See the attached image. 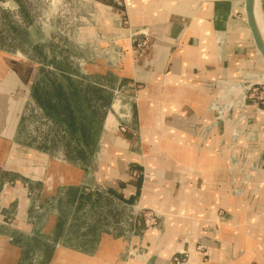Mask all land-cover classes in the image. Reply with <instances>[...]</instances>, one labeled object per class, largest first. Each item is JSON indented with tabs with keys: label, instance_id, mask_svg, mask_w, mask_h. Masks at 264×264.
<instances>
[{
	"label": "crops",
	"instance_id": "0c3cea01",
	"mask_svg": "<svg viewBox=\"0 0 264 264\" xmlns=\"http://www.w3.org/2000/svg\"><path fill=\"white\" fill-rule=\"evenodd\" d=\"M255 3L264 41V0ZM95 7V25L81 36L124 50L110 71L126 85L103 119L89 162L13 151L38 70L0 51V146L10 148L0 150V264H19L15 240L22 236L45 240L37 250L44 264H146L151 257L167 264L180 251L187 252L185 264H264V165L250 169L264 150V108L241 105L235 93L231 119L208 134L202 130L214 120L207 107L224 81L264 71L245 0H119ZM132 37L145 42L140 51ZM99 69L91 72L108 71ZM234 129L243 132L235 140ZM245 131H255L257 140H246ZM16 159L22 161L11 166ZM234 187L242 194L235 196ZM70 190L77 197L68 199ZM104 192L127 203L131 214L154 211L157 224L101 232L89 249L65 243L71 220L56 230L54 203L76 206L79 197Z\"/></svg>",
	"mask_w": 264,
	"mask_h": 264
},
{
	"label": "rangeland",
	"instance_id": "374dc122",
	"mask_svg": "<svg viewBox=\"0 0 264 264\" xmlns=\"http://www.w3.org/2000/svg\"><path fill=\"white\" fill-rule=\"evenodd\" d=\"M117 2L119 0H0V51L22 56L36 65L37 82L43 85V90H48V81L55 80L65 85L64 79L52 74L65 72L86 92L83 99L77 95L71 98L73 119L64 125L54 115L46 116L35 99L29 96L15 140L19 146L13 149L18 155L25 147L67 162H89L103 119L111 112L115 101L120 99L121 88L126 85L110 71L122 62V56H117V52L119 55L125 52L112 46L102 48L100 43L91 45L81 36V29L95 25L98 18L95 4L114 6ZM131 42L133 50H141L136 45L138 39L132 37ZM99 67L108 71L91 72L100 70ZM263 72L251 71L252 74ZM225 96L223 91L221 98ZM231 102L234 103L233 100ZM71 121L74 125L67 127ZM79 129L84 131V135ZM244 136L250 142L257 140L255 131H245ZM1 146L0 150L6 153L10 150ZM19 161L22 160H12L10 164L13 166ZM136 172L140 178L144 175L139 170ZM67 195L68 199L77 197V193L71 190ZM84 198L76 206L62 200L53 205L59 222L56 230L60 231L62 225L66 227L68 219L71 220L66 232L70 235L64 241L74 247L91 248L101 232L121 234L127 230L136 232L155 227L159 218L152 210L131 214L127 203L113 193L104 192ZM49 209L46 208L40 217L46 218ZM149 215L153 217V222H146ZM84 235L86 238L82 237ZM43 240L24 236L16 238L15 243L22 250L19 264H44L45 256L38 254L42 243H45ZM46 241L51 244L53 238Z\"/></svg>",
	"mask_w": 264,
	"mask_h": 264
},
{
	"label": "built area",
	"instance_id": "2783aa9c",
	"mask_svg": "<svg viewBox=\"0 0 264 264\" xmlns=\"http://www.w3.org/2000/svg\"><path fill=\"white\" fill-rule=\"evenodd\" d=\"M144 44L145 42L140 41L137 42L136 45L138 48H142ZM249 73H245L240 78L238 77L236 83L224 81L227 82V84H223V86L218 91V95L210 100L206 112L212 114L214 120L211 124L202 127V130L205 134H208V132H210V129L216 127L219 123L221 124L231 119V108L233 106V103L231 102V95H234L237 90L239 100L241 99V105H244L246 103L251 104L249 102H253L256 105L255 111H259L260 109L264 108V82L249 81L247 78ZM209 85L215 88L217 86V82H211L209 83ZM223 91L226 96L224 98H221ZM241 133L243 132L234 129L232 132L233 140L238 138ZM235 161V158H232V162ZM261 165H264V150H262L261 152L259 161L252 164L250 166V169L254 170L260 167ZM232 192L235 196H239L242 194V191L237 187L232 188ZM146 217H148L146 219V222H153L154 219L151 215ZM200 248L201 246H199L197 249ZM186 261L187 252L180 251L172 255L167 264H185Z\"/></svg>",
	"mask_w": 264,
	"mask_h": 264
},
{
	"label": "trees",
	"instance_id": "16d2710c",
	"mask_svg": "<svg viewBox=\"0 0 264 264\" xmlns=\"http://www.w3.org/2000/svg\"><path fill=\"white\" fill-rule=\"evenodd\" d=\"M52 74H54L57 78L64 79L65 85L55 80L52 82L48 81V90H43V85L40 86L36 79L31 87L30 95L45 112L46 116L49 117L52 114L60 122V124L64 125L63 123L73 119L72 107L70 103L71 98L74 95H77L83 99L86 92L69 74H66L65 72H60L58 74L56 72H52ZM72 121L69 122V124L67 123V127L72 128V125H74ZM78 131L84 135V131L82 129H79ZM82 158H84V156ZM83 199H85L84 196H81L80 201Z\"/></svg>",
	"mask_w": 264,
	"mask_h": 264
},
{
	"label": "water",
	"instance_id": "95a60500",
	"mask_svg": "<svg viewBox=\"0 0 264 264\" xmlns=\"http://www.w3.org/2000/svg\"><path fill=\"white\" fill-rule=\"evenodd\" d=\"M245 14L254 44L264 60V41L259 30L255 0H245ZM146 264H153V257Z\"/></svg>",
	"mask_w": 264,
	"mask_h": 264
},
{
	"label": "bare ground",
	"instance_id": "6f19581e",
	"mask_svg": "<svg viewBox=\"0 0 264 264\" xmlns=\"http://www.w3.org/2000/svg\"><path fill=\"white\" fill-rule=\"evenodd\" d=\"M247 78L249 81H262V82H264V74L263 75L262 74H255V73L252 74L250 72L249 75L247 76ZM232 82H234V81H232ZM224 84H227V82H224ZM236 93L238 95V90L236 91ZM238 98H239V96H238ZM237 102H241V99L238 100Z\"/></svg>",
	"mask_w": 264,
	"mask_h": 264
}]
</instances>
